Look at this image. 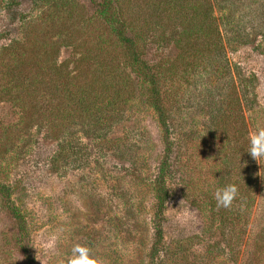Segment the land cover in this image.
<instances>
[{
  "label": "rangeland",
  "instance_id": "obj_1",
  "mask_svg": "<svg viewBox=\"0 0 264 264\" xmlns=\"http://www.w3.org/2000/svg\"><path fill=\"white\" fill-rule=\"evenodd\" d=\"M16 1L0 14V46L23 35V16L41 11L37 0ZM79 1L92 16L100 0ZM218 1L214 14L226 56L181 51L171 28L165 37L158 29L144 47L143 57L153 67L179 66L162 86L172 89L179 105L159 255L152 252L153 181L167 144L158 114L146 102L143 77L133 73L137 98L103 135H85L81 124L73 134L65 131L58 162L61 140L44 127L30 135L21 123L24 109L0 100V181L11 188L26 219L35 264H67L75 244L88 245L105 264H264V179L256 182L254 166L258 172L262 166L247 151L249 132L264 127V0ZM75 56L70 46L59 55L60 61ZM228 183L239 186L241 199L232 210L218 209L214 191ZM16 235L0 199V264L20 256L14 264H26ZM53 240L55 248L45 252L43 246Z\"/></svg>",
  "mask_w": 264,
  "mask_h": 264
},
{
  "label": "trees",
  "instance_id": "obj_2",
  "mask_svg": "<svg viewBox=\"0 0 264 264\" xmlns=\"http://www.w3.org/2000/svg\"><path fill=\"white\" fill-rule=\"evenodd\" d=\"M37 1L40 13L22 17L23 35L0 46V100H12L24 109L21 123L30 135L35 134L36 127H44L49 137L61 140L58 162L66 149L62 143L65 131L73 134L77 124H81L85 135H103L105 129L122 117L123 106L137 98L133 73L143 77L148 82L146 102L158 114L167 144L153 181L156 208L152 252L153 256L159 255L164 240L165 209L172 192V121L174 108L179 105L171 97L172 89L162 86L179 73V66L173 62L153 67L143 57L144 47L158 29L160 36L165 37L171 28V38L181 51L194 57L206 53L226 56L218 17L214 14L220 1L127 0L135 8L131 10L123 0H100L94 3L92 16H88L86 5L79 0ZM17 3L0 0V14ZM173 12L176 14L171 16ZM168 20L173 24L167 23ZM69 46L75 58L60 61L62 48ZM190 63L186 61L185 65L191 66ZM65 119L69 120L66 125ZM243 125L245 122L242 130ZM254 167L258 173V165ZM256 176L258 182L260 176ZM11 196V188L0 181V199L15 222L17 244L26 264H35L26 219Z\"/></svg>",
  "mask_w": 264,
  "mask_h": 264
},
{
  "label": "clouds",
  "instance_id": "obj_3",
  "mask_svg": "<svg viewBox=\"0 0 264 264\" xmlns=\"http://www.w3.org/2000/svg\"><path fill=\"white\" fill-rule=\"evenodd\" d=\"M248 140V153L262 166L261 170L256 173V175L264 179V127H259L256 130L250 131ZM213 195L218 209L223 208L232 210L236 202L241 199L239 186L235 183H228L223 187H217ZM33 247L37 249L36 259L43 262L40 258V248L37 246ZM43 247L45 252L52 251L55 248V240L50 241ZM23 258V256L14 258L10 261V264H14L15 261ZM67 264H105V262L100 257L94 255L92 249L88 245L75 244L71 248V255L67 259Z\"/></svg>",
  "mask_w": 264,
  "mask_h": 264
}]
</instances>
